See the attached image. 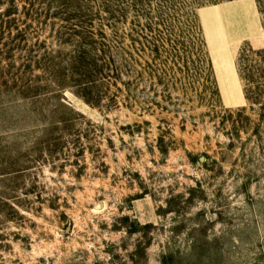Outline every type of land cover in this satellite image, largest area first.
<instances>
[{
  "label": "rangeland",
  "instance_id": "374dc122",
  "mask_svg": "<svg viewBox=\"0 0 264 264\" xmlns=\"http://www.w3.org/2000/svg\"><path fill=\"white\" fill-rule=\"evenodd\" d=\"M15 1L0 264H264V0Z\"/></svg>",
  "mask_w": 264,
  "mask_h": 264
},
{
  "label": "crops",
  "instance_id": "0c3cea01",
  "mask_svg": "<svg viewBox=\"0 0 264 264\" xmlns=\"http://www.w3.org/2000/svg\"><path fill=\"white\" fill-rule=\"evenodd\" d=\"M246 9L245 7L241 6L237 10L234 11H242ZM222 11V10H219ZM232 11V12H234ZM217 13V12H216ZM240 15H243L241 12H239ZM207 15V14H206ZM224 52H223V51ZM213 53V65L215 70V76L218 83V86L220 88V91L224 97V100H226V104L229 106H242L244 103V96H242L243 101L241 102V99L239 98L237 92H235L231 87H228L230 84L233 88L239 90L240 92V79L238 77L236 68L234 65L230 62L231 59L229 57V52L226 47L218 46L217 48H212ZM241 94V92H240ZM233 102V103H231Z\"/></svg>",
  "mask_w": 264,
  "mask_h": 264
},
{
  "label": "trees",
  "instance_id": "16d2710c",
  "mask_svg": "<svg viewBox=\"0 0 264 264\" xmlns=\"http://www.w3.org/2000/svg\"><path fill=\"white\" fill-rule=\"evenodd\" d=\"M217 1H222V0H209V2H217ZM2 2H3V0H0V9H1V6H2ZM8 4H9V9H8V12H7V14L5 15V17L6 18H9V17H11V16H13V15H15L16 14V11L18 10V8H17V6H16V1L15 0H8ZM244 53V51L242 52V54ZM1 55V54H0ZM256 55H258V56H260L261 57V59H263V56H264V51H260V52H256ZM243 56V55H242ZM241 56V57H242ZM243 58V57H242ZM242 58H240V61H241V59ZM239 73H241V70H240V68H239ZM241 75V74H240Z\"/></svg>",
  "mask_w": 264,
  "mask_h": 264
},
{
  "label": "bare ground",
  "instance_id": "6f19581e",
  "mask_svg": "<svg viewBox=\"0 0 264 264\" xmlns=\"http://www.w3.org/2000/svg\"><path fill=\"white\" fill-rule=\"evenodd\" d=\"M239 12H241L243 15H245L246 14V9H244V10H242V11H234V12H232V14H235V15H239L240 13Z\"/></svg>",
  "mask_w": 264,
  "mask_h": 264
}]
</instances>
